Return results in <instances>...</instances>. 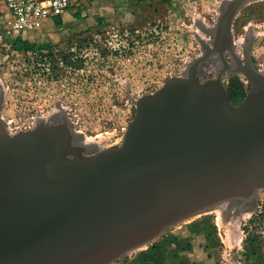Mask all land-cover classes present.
<instances>
[{
  "label": "water",
  "instance_id": "95a60500",
  "mask_svg": "<svg viewBox=\"0 0 264 264\" xmlns=\"http://www.w3.org/2000/svg\"><path fill=\"white\" fill-rule=\"evenodd\" d=\"M251 0H227L212 45L185 74L135 102L121 144L84 154L63 120L9 134L0 121V264H107L168 225L217 204H255L264 187V74L232 104L199 66L225 47ZM239 61V60H238Z\"/></svg>",
  "mask_w": 264,
  "mask_h": 264
},
{
  "label": "rangeland",
  "instance_id": "374dc122",
  "mask_svg": "<svg viewBox=\"0 0 264 264\" xmlns=\"http://www.w3.org/2000/svg\"><path fill=\"white\" fill-rule=\"evenodd\" d=\"M226 1L89 0L82 12L70 11L72 21L48 20L24 34L29 49L15 51L0 40L4 130L14 134L65 120L82 144L96 147L93 152L121 144L136 100L184 75L203 43L212 45L211 30ZM4 11L0 0V32ZM231 32L236 54L243 57L246 47L253 68L264 74V0L241 6ZM73 35L83 38L75 51ZM199 69L201 81L220 78L234 105L250 88L217 53ZM221 204L168 225L107 264H264V187L251 208Z\"/></svg>",
  "mask_w": 264,
  "mask_h": 264
},
{
  "label": "built area",
  "instance_id": "2783aa9c",
  "mask_svg": "<svg viewBox=\"0 0 264 264\" xmlns=\"http://www.w3.org/2000/svg\"><path fill=\"white\" fill-rule=\"evenodd\" d=\"M89 0H2L0 40L13 50L12 41L38 31L48 20L54 22L65 12H82ZM76 37V36H74ZM15 50V49H14ZM17 51V50H15ZM42 52L48 50H41Z\"/></svg>",
  "mask_w": 264,
  "mask_h": 264
},
{
  "label": "flooded vegetation",
  "instance_id": "af4514ba",
  "mask_svg": "<svg viewBox=\"0 0 264 264\" xmlns=\"http://www.w3.org/2000/svg\"><path fill=\"white\" fill-rule=\"evenodd\" d=\"M74 36H76V37H74ZM78 40V41H77ZM82 42H83V38L81 37V35H73L72 37H70V42H69V44H70V46H71V48H72V50L73 51H75L76 50V47H74V46H80L81 44H82ZM57 50V49H56ZM49 52V51H48ZM226 52H228L229 54H231L228 50H227V48L225 47V49H224V51H223V56L225 55L224 53H226ZM218 54V53H217ZM219 55V54H218ZM220 56V55H219ZM232 56V55H231ZM237 56H238V60H236L235 58H233L232 57V61L231 60H227L226 58H225V56L223 57V62H224V68L226 69V70H230L231 72H234L233 71V69H237L238 67H239V64H242V65H244L245 64V62H244V60H245V57L243 56V57H240L238 54H237ZM74 57H76V58H78V57H81V54L78 52V53H76V54H74ZM207 70H204V73L206 72ZM223 72H224V70H223ZM219 80H220V78H219Z\"/></svg>",
  "mask_w": 264,
  "mask_h": 264
},
{
  "label": "trees",
  "instance_id": "16d2710c",
  "mask_svg": "<svg viewBox=\"0 0 264 264\" xmlns=\"http://www.w3.org/2000/svg\"><path fill=\"white\" fill-rule=\"evenodd\" d=\"M12 46L14 49H17V50H25V49H29L30 47L28 42L22 41L20 38L13 40Z\"/></svg>",
  "mask_w": 264,
  "mask_h": 264
},
{
  "label": "bare ground",
  "instance_id": "6f19581e",
  "mask_svg": "<svg viewBox=\"0 0 264 264\" xmlns=\"http://www.w3.org/2000/svg\"><path fill=\"white\" fill-rule=\"evenodd\" d=\"M201 75H202V74H201ZM201 75H200V76H201ZM75 142L78 143V144H81V145H82L81 142H83V140L80 141V139H79L78 136L76 135V136H75ZM88 146H89V147H88V149L85 151L84 154H91V153L96 149V147H95L94 145H93V147L90 146V145H88ZM226 205H227L226 202H224V203L221 204L222 207H225Z\"/></svg>",
  "mask_w": 264,
  "mask_h": 264
},
{
  "label": "crops",
  "instance_id": "0c3cea01",
  "mask_svg": "<svg viewBox=\"0 0 264 264\" xmlns=\"http://www.w3.org/2000/svg\"><path fill=\"white\" fill-rule=\"evenodd\" d=\"M73 12H65L63 15H62V18L65 19V20H70L72 21L73 19V15L71 14ZM62 18H59V19H62ZM80 20V21H79ZM83 19H78V22H80L81 24L83 23L82 22Z\"/></svg>",
  "mask_w": 264,
  "mask_h": 264
}]
</instances>
